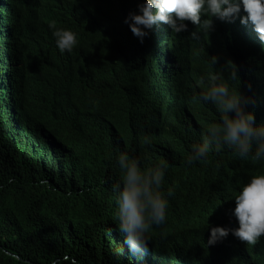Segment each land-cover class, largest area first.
Here are the masks:
<instances>
[{
  "label": "trees",
  "instance_id": "1",
  "mask_svg": "<svg viewBox=\"0 0 264 264\" xmlns=\"http://www.w3.org/2000/svg\"><path fill=\"white\" fill-rule=\"evenodd\" d=\"M26 1L29 11L30 0H0V249L18 258L0 253V264H70L72 259L77 264H250L251 258L219 255V244L208 250L204 241L194 242L193 237L206 241L205 220L212 226L214 219L193 218L188 213L197 204H208L210 193L226 194L251 176L264 173V162L240 161L230 150L222 149L210 151L206 160L185 165L191 146L201 142L206 131L198 129L200 122L194 127L192 107L172 94L174 82L169 73L170 86L161 84L157 59L159 56L161 62L166 53V37L157 45L156 34V42L144 46V52L138 41L136 55L129 29V50L123 49L124 10L128 3L133 10V0H96L108 25L112 19L118 21L119 52L111 76L109 58L104 70L83 44L78 47L84 50L81 53L74 49L60 53L52 32L29 28L28 15L22 10ZM68 8H86V4ZM87 13L71 14L73 29L92 19ZM148 31L150 44L151 29ZM107 35L112 38L115 31L111 28ZM169 39L173 59L175 49L179 62L185 50L194 55L192 43L186 44L180 37L177 43L173 35ZM249 45L253 46V33ZM233 55V48L212 45L210 56L217 62L213 67L208 64L198 78L206 77L214 66L221 71ZM252 70L250 75L248 64L244 78L262 94L258 114L254 103L251 108L256 123H261L264 93L258 85L260 79L264 84V63L253 62ZM188 82L184 87L189 93L194 84ZM72 86L79 87L71 90ZM89 86L98 91L94 94ZM202 88L205 91L206 85ZM137 89L140 99L144 92L147 97L143 128L138 107L135 111ZM194 118L196 121L195 113ZM146 137L148 144L144 143ZM122 152L140 164L165 158L166 183L173 189L168 197V221L159 233H153V247L149 242L141 262L131 259L129 253L123 252L119 259L113 255L120 247L111 188L121 176L116 160ZM184 222L192 226L187 228ZM253 264H264V259Z\"/></svg>",
  "mask_w": 264,
  "mask_h": 264
},
{
  "label": "clouds",
  "instance_id": "2",
  "mask_svg": "<svg viewBox=\"0 0 264 264\" xmlns=\"http://www.w3.org/2000/svg\"><path fill=\"white\" fill-rule=\"evenodd\" d=\"M71 3L92 5L93 9H69L68 5ZM22 10L28 15L26 25L29 28L39 32L53 33L55 46L60 53H71L73 49L74 52L78 50L81 53L84 50H79L78 47L79 44H83L92 60L102 65L104 70L107 69V58L110 59L111 76L113 75L112 63L119 52L118 21L117 18L112 19L111 26L107 24L101 3L98 4L96 0H30L29 11L27 1ZM86 10L89 13L93 12L95 18H87L84 27L77 30L73 29L71 14H82ZM241 12L243 15H240ZM237 18L239 21H236ZM225 21L229 23L236 21V32L226 27ZM186 22L189 23L188 26ZM158 23L164 24L162 36L166 37L165 25H167L172 32L171 35L175 36V33H181L180 38L183 39L185 38L183 34L189 30L187 39L190 41L197 36L193 32V25L199 26V30L206 33L212 30L210 39L215 42L219 49L223 45L225 49H228L233 40L238 47L240 42L239 23L245 25L243 40L248 56H245L247 63L244 64V69L249 61L248 25H250L254 32V65H258L259 41L264 59V0H142L139 3L137 0H133V12H129V3L124 10V43L122 48L129 50L130 29L135 44L131 48L132 51L138 55L137 45L139 41L141 44L143 43L144 52V46L149 48L156 42L155 28ZM111 28L115 31V36L109 38L107 32ZM150 29L149 38L152 42L148 44L147 36ZM234 34L236 35L235 38ZM198 48L201 49V45ZM236 51L238 58V49ZM208 57L209 64L213 67L217 58L215 56ZM188 60L189 68H191L190 75L183 73L177 75L173 58L167 67L166 53L162 56L159 68L161 84L170 86L166 79L168 72L169 77L174 82V86L170 87L172 94L192 107L190 113L194 127L197 122H200L198 129L206 131L202 141L191 146L190 152L185 158V165L192 166L196 162L206 160L210 151L219 152L222 149L230 150V153L240 161L244 159L253 163L264 162V122L256 123L254 116V113L255 115L258 114V90L256 86L253 87L252 95L255 105L253 113L248 110L249 82L247 85L245 80L243 85L245 102L238 91V84L235 83V89L230 87V82H238L234 66H231L227 75L223 74L222 71L209 72L206 77H201L198 81L197 69H192L193 56H189ZM134 63L135 60H133V66ZM179 67L181 70L184 69V58L179 62ZM184 76L192 78V84L196 87L193 93H188L184 87L189 84V80ZM201 84L206 85L205 91L200 92L198 90ZM180 86L181 88L178 89ZM78 87L72 86L71 90ZM89 88L94 94L98 91L94 86H89ZM137 91L138 89L136 93ZM146 110L147 97L144 92L143 100L139 99L142 128L144 127ZM197 117H203V121H197ZM149 142L146 137L144 143L148 144ZM116 164L121 176L112 184L111 190L114 194V220L120 248L116 249L113 255L119 259L120 255L125 252L126 254L129 253L131 259L141 262L148 252V244L149 242L151 244L153 233H159L168 221V197L173 195L172 186L166 183L165 177L168 161L161 157L150 164H140L138 159L122 152L118 156ZM11 182L10 179L9 183ZM209 195L208 204H197L193 207V212L188 214L193 218L213 217L214 224L208 226L205 220V227H208L206 241L196 240L195 237L192 240L194 242L204 241L208 250L210 246L219 244V255L227 253L251 258L250 264L259 258L264 259V173L251 176L246 183L234 187L227 194L212 192ZM183 224L187 228L192 226L190 222ZM0 253L12 259H18L6 249H0ZM64 259L67 260L68 258L65 257ZM70 264H77V261L72 259Z\"/></svg>",
  "mask_w": 264,
  "mask_h": 264
},
{
  "label": "bare ground",
  "instance_id": "3",
  "mask_svg": "<svg viewBox=\"0 0 264 264\" xmlns=\"http://www.w3.org/2000/svg\"><path fill=\"white\" fill-rule=\"evenodd\" d=\"M81 1H85V0H81ZM89 1V0H88ZM142 2V0H137V3ZM74 5L73 3L69 4V6H72ZM86 8L88 10H92L93 9V6L92 5H86ZM129 12H133V10L131 9V7H129ZM87 15H89L92 19L95 18V14L93 12H90V13H87ZM240 15H243V13L241 12ZM203 19V17H202ZM238 19V18H237ZM236 21H239L236 20ZM234 21V22H226L225 21V25L226 27H229L231 29H233L234 32H236V29H237V22ZM187 26L189 25L188 22H186ZM212 25H214V23L212 22ZM164 24L163 23H158L156 24V28H155V32L156 34L158 35V37L156 38V41H157V45L160 44L161 42V37H162V28H163ZM249 26V36L251 33L254 34L252 28L250 25ZM244 27L245 25H241L239 23V28H240V35H239V39H240V42H239V45H238V58H237V51H236V44H235V40H233V42L229 45L230 48H233L234 49V54L233 55V60L232 62L234 61L235 62V71L236 73H238L239 75V80H238V91L240 92L241 96L244 98V102H245V96H244V82H245V78H244V63L246 61V58H245V55H246V50H245V42L243 41L244 39V36H245V31H244ZM121 30H123V28H121ZM193 32H195L197 34V36L195 38H193V40H188L187 37H189V30L185 31V33L183 34V36L185 37L184 38V42L186 44H190L192 42V44L194 45V55H193V59H194V64L196 69H197V72H198V75H202L203 72L207 69L208 67V64H209V57L210 56V48L212 45H215V42L210 39V37H212V30H210L208 33L206 32H203L202 30H199V26H194L193 25ZM165 33H166V64H167V67L170 65L171 61H172V49L170 48L171 46V41L169 39V37L171 36V30L168 28L167 25H165ZM122 33L120 32V43H123V40L122 37H121ZM181 36V33L180 34H176L175 33V40L176 42L178 43L179 40H178V37ZM236 37V35L234 34V38ZM199 45H201V49H199ZM217 47V46H216ZM178 54H179V50L175 49V55H174V60H175V73L178 75L181 73H183L184 75H190L191 74V68H189V55H188V52L187 50H185V56H184V59H185V67L183 70L180 69L179 67V60H178ZM253 54H254V48L253 46L250 45V48H249V61H248V64H249V69H250V75L252 73V63L255 62L254 61V58H253ZM151 55V54H150ZM199 55V57H198ZM262 55H263V52H262V49H261V45L259 46V54H258V66H261V64L263 63L264 59L262 58ZM232 62H230L228 65H226L224 68L221 69L222 72H225L227 71L226 73H228V71L231 69V66H232ZM157 70H159V67H160V57L158 56V59H157ZM211 72H217L215 66H214V69L211 71ZM168 73V72H167ZM187 77L189 80H192V78L190 76H185ZM199 77V76H198ZM197 77V80L199 81L200 78ZM251 80V79H250ZM261 87V89L263 90V84L261 82V79H260V83L259 85ZM253 85L250 81L249 83V89H248V93H249V108L248 110L252 111L251 108H252V105L254 103L253 101V92L250 93L251 89H252ZM195 85L192 86V88L190 89L189 93H193L194 90H195ZM231 88L235 89L236 86H231ZM200 92L204 91L203 88H202V84L201 86L199 87L198 89ZM262 94L259 92V88H258V97H261ZM136 98H137V105H136V108L138 107V111H139V99H140V94L139 92H137V95H136ZM212 108V107H210ZM240 185H238L239 187ZM227 194V193H226Z\"/></svg>",
  "mask_w": 264,
  "mask_h": 264
},
{
  "label": "rangeland",
  "instance_id": "4",
  "mask_svg": "<svg viewBox=\"0 0 264 264\" xmlns=\"http://www.w3.org/2000/svg\"><path fill=\"white\" fill-rule=\"evenodd\" d=\"M239 79V78H238ZM235 86V82H230V87Z\"/></svg>",
  "mask_w": 264,
  "mask_h": 264
}]
</instances>
